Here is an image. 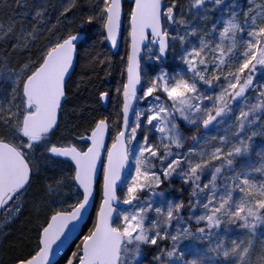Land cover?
<instances>
[{
	"label": "snow or ice",
	"instance_id": "snow-or-ice-1",
	"mask_svg": "<svg viewBox=\"0 0 264 264\" xmlns=\"http://www.w3.org/2000/svg\"><path fill=\"white\" fill-rule=\"evenodd\" d=\"M0 264H264V0H0Z\"/></svg>",
	"mask_w": 264,
	"mask_h": 264
},
{
	"label": "trees",
	"instance_id": "trees-1",
	"mask_svg": "<svg viewBox=\"0 0 264 264\" xmlns=\"http://www.w3.org/2000/svg\"><path fill=\"white\" fill-rule=\"evenodd\" d=\"M123 52H124V47H123V45H121L120 54L122 55ZM101 79H103V77H101ZM119 79H120L119 75H117L115 73V71L113 70L112 75L110 77H108V86L114 85L115 83H117L119 81ZM258 143H259V141H258ZM16 227L17 228L23 227V224L17 225Z\"/></svg>",
	"mask_w": 264,
	"mask_h": 264
},
{
	"label": "water",
	"instance_id": "water-1",
	"mask_svg": "<svg viewBox=\"0 0 264 264\" xmlns=\"http://www.w3.org/2000/svg\"><path fill=\"white\" fill-rule=\"evenodd\" d=\"M114 51V50H113Z\"/></svg>",
	"mask_w": 264,
	"mask_h": 264
}]
</instances>
